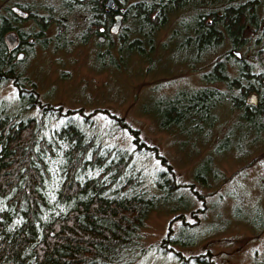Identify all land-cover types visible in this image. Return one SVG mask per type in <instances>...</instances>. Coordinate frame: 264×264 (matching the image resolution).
Returning a JSON list of instances; mask_svg holds the SVG:
<instances>
[{"label": "trees", "instance_id": "trees-1", "mask_svg": "<svg viewBox=\"0 0 264 264\" xmlns=\"http://www.w3.org/2000/svg\"><path fill=\"white\" fill-rule=\"evenodd\" d=\"M104 1L45 0L37 4L42 13L32 3L0 6V85L11 81L17 92V109L0 98V264H153L142 262L150 245L142 242L140 233L148 212L159 206L179 210L180 220L177 228L169 225L157 250L172 254L175 264H215L210 253L182 251L205 236L191 228L194 223L182 211L190 206L191 195L204 206L200 187L209 186L210 179H225L216 156L234 149L237 159L244 157L264 133V0H233L242 3L230 6L225 4L231 0H140L125 13L134 39L128 41L127 30L120 35L119 55L126 50L149 61L157 47L155 35L177 17L158 51L168 48L167 59L185 70L212 63L200 73L210 87L177 88L171 95L148 98L147 112L158 129L210 143L220 125L218 109L227 106L236 113L231 127L212 145L213 152L191 168V182L176 181L170 168L156 172L158 194L147 190L132 150L100 141L88 130L89 117L78 123L69 116L72 111L39 103L35 82L22 75L26 62L20 54L32 51L35 44L64 47L68 26L60 16L68 13L67 17L81 19L96 11L98 20L110 21ZM15 8L32 10L28 18L38 30L16 29L19 43L14 47L5 34L21 26ZM52 24L57 32L45 37ZM226 45L229 48L220 53ZM233 48L242 53L237 63ZM108 60L116 65L110 56ZM96 61L100 66L106 63L103 57ZM251 94L257 96L255 105L248 103ZM35 106L37 111L32 110ZM140 110H145L143 105ZM258 184L264 191V178ZM181 187L187 188V195L179 191ZM230 189L238 195L236 186ZM219 196L223 198V193ZM247 210L236 202L232 214L264 228V212L256 206ZM190 212L196 217L194 209ZM256 217L261 221L255 222ZM211 225L220 227L214 220Z\"/></svg>", "mask_w": 264, "mask_h": 264}, {"label": "rangeland", "instance_id": "rangeland-1", "mask_svg": "<svg viewBox=\"0 0 264 264\" xmlns=\"http://www.w3.org/2000/svg\"><path fill=\"white\" fill-rule=\"evenodd\" d=\"M40 1L52 4L45 0H0V6L4 3L6 5L32 3L37 7ZM129 1L116 0V3L124 8ZM38 8L40 7H37L38 13H42L43 9ZM50 8L52 9L51 5ZM69 17L73 24L74 17L71 14ZM174 21H170L167 28L165 25L155 35L154 43L157 47L148 56L150 64L146 65L140 61L139 55L125 52L126 50L122 53L125 60H119L116 47L117 33L121 31V27L110 35L107 34L105 38L107 44L102 46L90 41L84 45L74 43L69 49L64 47L53 49L52 43L41 46L35 44L32 51L23 54L26 63L24 62L25 70L22 75L35 82L39 103H47L67 112L72 111L69 116L78 123H83L85 116L89 117L88 130L100 141L132 150L134 154L132 161L142 170L147 190L154 194L159 193L155 186L158 170L170 168L172 171L170 173L176 181L191 182V168L204 155L213 152L212 143L206 140L199 142L193 140V136L189 138L171 135L158 129L152 115L147 112L146 104L151 93L154 95L159 94V91L171 93L169 89L162 91L152 88L160 77L164 76L172 81V90L200 83L197 72L184 73V66L167 59L168 48H164L162 52L158 51L159 44L166 39L170 25L173 26ZM124 23L123 21L122 24ZM126 25L128 41H131L134 36L131 37L129 33L131 24L128 16ZM51 32L53 26L46 35ZM65 36L68 42L77 40L78 29H66ZM17 43L19 42L16 38L12 43L8 41L12 46ZM228 48L226 45L220 53ZM105 49L108 56L118 60L115 61V66L106 63L100 66L99 62L95 61L96 52H105ZM0 98H3L12 109H17L16 87L11 81L0 85ZM141 105L145 109L143 112L140 111ZM38 109L35 106L32 110ZM220 111L221 123L227 124L230 119L228 112L225 107ZM222 124L216 125L213 137L219 135ZM260 137V140L250 144L249 151L244 157L237 159L234 149H227L215 157L225 179L221 180V177L217 180L210 179L209 186L200 187L206 200L204 206L201 200L191 195L193 199L190 206L182 211L183 217L194 223L191 228L196 232L204 231L203 235L205 234L196 245L182 248L184 253H210L209 257L215 264H264V228L252 226L244 218L240 219L232 214L236 202L245 210L256 206L264 212V191L258 187V180L264 178V133ZM252 156H256L252 159L253 162L246 163ZM234 186L239 191L238 195L230 189ZM179 191L188 194L187 188L181 187ZM226 191L233 195L226 196L228 195ZM220 192L223 193V198H220ZM201 206L203 209L200 210ZM193 209L196 217L190 212ZM177 211L170 212L166 207L159 206L148 212L140 234L142 242L150 247L142 262L176 263L172 254L157 250L159 249L157 241L165 235L169 224H172V228L178 227L180 216L173 218ZM256 215L262 218L260 213ZM259 217H256L255 222L261 221ZM213 220L220 226L219 228L212 227Z\"/></svg>", "mask_w": 264, "mask_h": 264}, {"label": "flooded vegetation", "instance_id": "flooded-vegetation-1", "mask_svg": "<svg viewBox=\"0 0 264 264\" xmlns=\"http://www.w3.org/2000/svg\"><path fill=\"white\" fill-rule=\"evenodd\" d=\"M105 1L103 3V6H104V10L108 13V16L110 17V21H107L106 18H104V19L102 18L101 20H98L96 18V15L94 16V14H96V11H92V13L87 17L82 16L81 19L75 18V22H77V23H75L74 27H72L73 25H71L70 28L78 29V37H77L76 41H79L81 43H87L89 40H91L93 38L95 40V38L98 35H100V33H101V36H103V38L105 39L107 34L110 35L111 33H113V31L111 30L112 29L111 26L115 21V14L116 13L120 14V22H121L120 26L122 28V30L117 33V40H119L121 33H125V30L127 28V25H126L127 17H126L125 13L127 12L128 9H130L131 4H134L140 0H130L128 3L125 4L124 8H121L120 5H117L116 0H112V3L110 6H106ZM233 3L235 5H238L239 3H242V1L234 2L233 0H231L229 4H225V5L230 6ZM92 8H94V7L92 6ZM25 11H27L28 13H32V10H21V11H16V13L18 12V15L20 17H26V16H28V13H25ZM60 18L63 20V24H66V21L68 19L67 16L62 15V16H60ZM28 20H29L28 17L26 19L22 20V22L24 21L22 25L23 26L30 25L31 21L29 20V22H27ZM123 21L125 22L124 24H122ZM16 29L18 30L19 27L13 29V31L15 33H17ZM96 56H97V58L103 57L106 60L109 59V56L105 52H98ZM233 60H234V63H237V61H240V59H238V58L237 59L235 58ZM227 61H228V59H227Z\"/></svg>", "mask_w": 264, "mask_h": 264}, {"label": "water", "instance_id": "water-1", "mask_svg": "<svg viewBox=\"0 0 264 264\" xmlns=\"http://www.w3.org/2000/svg\"><path fill=\"white\" fill-rule=\"evenodd\" d=\"M109 2H110V0H107L106 4L109 5ZM116 23H117V22H116ZM118 26H119V24H115L114 28L116 29V28H118ZM7 38H8L10 41H12V37H11L9 34H7ZM98 39L100 40L101 38L98 37ZM248 102H250V103H252V104H255V103H256V101H255V95H254V94H251V95L248 97Z\"/></svg>", "mask_w": 264, "mask_h": 264}, {"label": "bare ground", "instance_id": "bare-ground-1", "mask_svg": "<svg viewBox=\"0 0 264 264\" xmlns=\"http://www.w3.org/2000/svg\"><path fill=\"white\" fill-rule=\"evenodd\" d=\"M256 96V94H254ZM257 97V96H256Z\"/></svg>", "mask_w": 264, "mask_h": 264}]
</instances>
